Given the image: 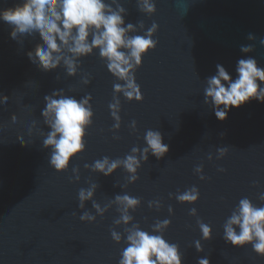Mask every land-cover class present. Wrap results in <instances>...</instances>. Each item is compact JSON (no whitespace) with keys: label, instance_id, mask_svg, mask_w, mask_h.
Returning <instances> with one entry per match:
<instances>
[{"label":"water","instance_id":"95a60500","mask_svg":"<svg viewBox=\"0 0 264 264\" xmlns=\"http://www.w3.org/2000/svg\"><path fill=\"white\" fill-rule=\"evenodd\" d=\"M154 2L156 12L145 13L140 11L142 0H104L114 11L125 9L124 26H134L128 37L144 36L158 24L152 36L157 47L133 70L142 102L114 92L113 85L125 81L108 71L99 48L79 57L62 48L59 55L74 59L76 74H68L63 59L45 72L38 60L35 67L27 56L37 46L46 47L38 34L18 33L13 40V26L0 20V95L9 97L0 104V264H119L127 236L137 228L178 244L183 264H197L204 257L210 264H264V256L251 244L234 247L223 239L225 224L241 199L264 208V103L253 100L233 108L220 121L203 97L217 64L233 77L237 60L249 55L264 67V45L259 43L264 38V0ZM21 3L0 0V10ZM249 34L256 38L249 40ZM241 45H251L252 52L242 53ZM55 89L77 100L90 93L94 112L86 129V150L64 173L50 167L52 149L43 145L51 128L41 110L44 96ZM114 98L122 108L118 130L108 108ZM132 120L137 122L135 133L129 128ZM147 129L161 131L169 152L161 160L149 153L137 181L129 180L123 166L107 177L85 166L143 147ZM223 147L228 152L221 155L218 149ZM93 185V197L80 208L79 189ZM193 186L200 193L195 203L176 199ZM125 194L138 197L139 204L125 209L115 200ZM191 208L196 215H190ZM83 212L95 219L80 221ZM166 219L171 223L157 232L156 225ZM198 220L211 226V240L202 238ZM233 227L238 233V226ZM196 240L202 252L196 251Z\"/></svg>","mask_w":264,"mask_h":264},{"label":"clouds","instance_id":"9594fccd","mask_svg":"<svg viewBox=\"0 0 264 264\" xmlns=\"http://www.w3.org/2000/svg\"><path fill=\"white\" fill-rule=\"evenodd\" d=\"M156 10L154 0H142L140 11L155 13ZM124 13L123 7L114 11L104 3V0H23L21 4L0 10V20L13 26L9 34L13 40L18 33L38 34L46 47L37 46L34 51H29L27 56L35 67L38 60L39 69L45 72L55 69L63 59L68 74H76L74 59L59 55L62 48H67L73 57L86 56L92 53L94 48H99L100 56L108 61L106 65L108 71L114 77L125 81L124 85L114 84V92H123L127 99L142 102L144 97L133 70L142 64L143 55L157 47L158 41L153 40L152 36L158 29V24L154 22L144 36L128 37L126 34L132 31L134 26L131 23L124 26ZM247 38L252 40L256 37L249 34ZM259 43L264 45V38H260ZM120 49L129 51L124 52ZM252 50L251 45L240 47L242 53H251ZM206 84L203 90L204 103L211 105L212 111L220 121H224L233 108L238 109L253 100L264 103V67H260L257 60L250 55L237 60L235 77L223 65L217 64L216 74L207 77ZM61 92L62 90L55 89L51 94L45 95V105L41 110V115L46 118L51 128L43 145L46 148L51 147L48 162L58 173L66 172L71 161L86 150V129L92 124L94 116L90 93L85 98L77 100L71 96H64ZM8 100V96L0 95V104H5ZM108 108L110 116L115 121L112 127L118 130L122 123L119 100L114 98V102H110ZM11 120L16 121L15 114L11 116ZM129 128L131 132H137V122L132 120ZM113 139L119 140L120 137L114 136ZM143 140V147H131L130 152L123 158L112 159L105 155L93 161L91 165L85 166L105 177L123 166L131 174L129 180L135 182L139 179L138 169L142 167V162H148L149 153L157 160H161L169 152V145L164 142L163 134L158 129H147ZM20 143L22 146L26 144L22 139ZM218 151L224 155L228 149L223 147ZM219 171L226 170L221 168ZM94 188L95 185L87 190L79 189L80 208L84 207V201L93 197ZM199 195V190L193 186L176 199L179 202L195 203ZM115 200L123 202L125 209L140 202L138 197L127 194L117 195ZM94 207L99 211L98 205ZM172 211L169 206V213ZM189 213L196 215V209L191 208ZM79 219L93 221L95 217L83 212ZM129 219L127 215L123 217L124 221ZM170 223L171 221L167 219L159 222L156 231L162 232ZM197 223L202 238L211 240V226L202 220H198ZM234 225L238 226V233ZM111 235L115 241H120L118 234L112 232ZM223 239L234 247L251 244L257 255L264 256V208L254 207L247 198L241 199L238 210L225 224ZM127 241L128 246L123 249L119 264H183L179 245L166 241L162 234H150L137 228L128 234ZM194 247L197 252L203 251L200 240L194 241ZM197 264H210V260L206 257L199 258Z\"/></svg>","mask_w":264,"mask_h":264}]
</instances>
